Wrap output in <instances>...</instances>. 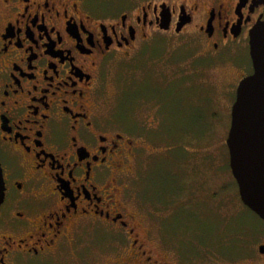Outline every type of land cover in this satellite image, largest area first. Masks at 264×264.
<instances>
[{
    "label": "flooded vegetation",
    "instance_id": "flooded-vegetation-1",
    "mask_svg": "<svg viewBox=\"0 0 264 264\" xmlns=\"http://www.w3.org/2000/svg\"><path fill=\"white\" fill-rule=\"evenodd\" d=\"M263 20L264 0H0V264H171L121 199L154 133L107 107L110 71L161 43L237 63Z\"/></svg>",
    "mask_w": 264,
    "mask_h": 264
},
{
    "label": "rangeland",
    "instance_id": "rangeland-1",
    "mask_svg": "<svg viewBox=\"0 0 264 264\" xmlns=\"http://www.w3.org/2000/svg\"><path fill=\"white\" fill-rule=\"evenodd\" d=\"M175 48L156 44L110 71L107 107L154 133L126 169L121 199L171 264H240L264 232L241 202L226 144L237 81L251 60L242 52L237 63L205 67Z\"/></svg>",
    "mask_w": 264,
    "mask_h": 264
},
{
    "label": "water",
    "instance_id": "water-1",
    "mask_svg": "<svg viewBox=\"0 0 264 264\" xmlns=\"http://www.w3.org/2000/svg\"><path fill=\"white\" fill-rule=\"evenodd\" d=\"M253 73L239 84L226 141L241 202L264 221V20L250 34ZM0 164V207L5 199Z\"/></svg>",
    "mask_w": 264,
    "mask_h": 264
}]
</instances>
